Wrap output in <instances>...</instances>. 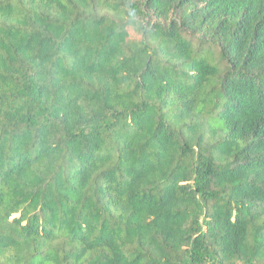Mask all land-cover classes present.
<instances>
[{"label":"trees","instance_id":"trees-1","mask_svg":"<svg viewBox=\"0 0 264 264\" xmlns=\"http://www.w3.org/2000/svg\"><path fill=\"white\" fill-rule=\"evenodd\" d=\"M0 264H264V0H0Z\"/></svg>","mask_w":264,"mask_h":264}]
</instances>
